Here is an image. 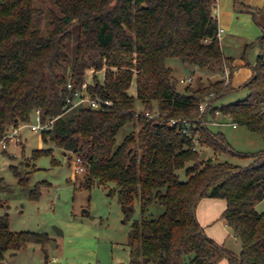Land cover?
<instances>
[{"label":"trees","instance_id":"1","mask_svg":"<svg viewBox=\"0 0 264 264\" xmlns=\"http://www.w3.org/2000/svg\"><path fill=\"white\" fill-rule=\"evenodd\" d=\"M216 3L0 0V140L10 126L31 122L36 111L42 123L53 120L40 135L42 143L69 153L68 162L81 158L86 189L96 186L116 194L122 222H130L129 264H219L222 259L228 264H264V208L257 209L264 201V149L235 152L222 133L201 123L215 120L218 111L264 141V8L248 10L261 29V53L251 77L238 88L247 95L217 105L237 89L230 85L234 68L218 38ZM42 17H48L46 32L37 26ZM169 59L212 74L227 69L228 81L199 77L196 86L179 90ZM89 70L103 71V78L92 75L86 93L111 105L71 108L69 99L86 83ZM133 83L135 95L129 93ZM202 103L207 104L203 112ZM171 119L199 122L186 136L169 127ZM195 138L203 150H191ZM206 149L250 162L237 166L201 158ZM40 156H50L52 165L59 163L53 148L32 152L33 158ZM183 169L184 182L177 175ZM11 170L24 184L15 166ZM37 186L30 191L31 199L38 198ZM204 197L225 201L221 219L241 244L238 255L208 237L198 223L196 208ZM135 201L140 217L132 220ZM157 208L161 212L155 217ZM49 241L44 234L12 231L7 217H0V264H5L7 252Z\"/></svg>","mask_w":264,"mask_h":264},{"label":"rangeland","instance_id":"2","mask_svg":"<svg viewBox=\"0 0 264 264\" xmlns=\"http://www.w3.org/2000/svg\"><path fill=\"white\" fill-rule=\"evenodd\" d=\"M234 3V0H233ZM235 3V5H238ZM219 7L216 5V8ZM214 14L216 16L217 9ZM261 8H264V1ZM260 8V9H261ZM246 12L235 9V16H240L241 22L237 26L221 36L230 34L229 41L224 45V52L234 68L233 73L238 71V80L230 79L232 88L237 89L229 95L220 99L216 104H229L243 99L247 95L245 89H238L249 78L244 79V75L251 72V67L255 64L257 56L261 53V48L257 44L261 36V29L253 19L246 7ZM48 17L37 20V26L43 32L49 28ZM247 20V21H246ZM247 46V48H246ZM167 65L173 68V77L177 80V88L182 90L185 85L179 80L188 73L192 74L193 82L200 77L202 80L214 81L223 79L222 73L215 74L207 72L205 69H198L182 64L175 59H169ZM100 80L103 78V71L94 73L89 70L86 82H92V75ZM232 80V82H231ZM239 84V85H238ZM131 95H135V85L129 89ZM156 110V105H154ZM142 108L138 106V110ZM217 120L222 123L220 126L210 127L214 132L224 135L226 141L233 151L239 153H255L264 149V141L261 136L251 132L244 125H237L236 128L227 122H222L221 114ZM140 126H137L136 130ZM130 129V128H129ZM132 129V127H131ZM126 127L118 136L116 143H120ZM21 144L10 143L6 151L0 149V217L6 216L9 228L12 231H29L47 235L50 239L48 243H29L21 250L5 254V264H129V249L127 246V236L130 222H122L123 215L117 201L116 194L108 195L109 189L93 187L86 189L82 183L84 173L75 174L73 172V161L68 162L69 153H65L51 144H40V134L31 132L24 128L20 132ZM53 148V156L59 161L52 165L50 156L32 157V152L36 149ZM200 150H203L200 148ZM206 156L212 157L214 162H227L231 165L245 166L250 159L241 158L230 153L213 154L210 149H206ZM191 164V163H190ZM189 164V165H190ZM11 166L25 178L24 184L19 183ZM179 180H187L185 170L177 171ZM38 185V186H37ZM38 187V198L31 199L30 191ZM113 185H109V188ZM201 202L199 208H205V214H209L211 206H204L212 199L206 198ZM221 207H217L216 214L223 206L222 200H215ZM264 208V201L257 206L258 210ZM210 209V210H209ZM134 216L132 220L139 219V203L135 201ZM162 210V209H161ZM160 208L154 210V215L160 213ZM201 212V211H200ZM221 221H223L221 219ZM216 221L208 225L209 231H214L217 236L222 234L223 223ZM54 227L59 228L63 235H57ZM224 228V229H223ZM218 244L224 246L230 252L238 255L241 250L240 242L234 236L224 233ZM219 264H228L226 259L219 261Z\"/></svg>","mask_w":264,"mask_h":264},{"label":"built area","instance_id":"3","mask_svg":"<svg viewBox=\"0 0 264 264\" xmlns=\"http://www.w3.org/2000/svg\"><path fill=\"white\" fill-rule=\"evenodd\" d=\"M221 29H218V34L221 33ZM223 79L228 81L229 78V71L227 69H224L223 72ZM179 82L183 85H189L193 82V77L192 76H187L184 78H181L179 80ZM86 86H87V82L84 83L82 85L81 89H76L74 91L73 94V99L69 101L71 102V108L72 107H76L79 105H85V106H89L93 109H100L103 108L104 106H109L111 105V101L108 100H102L99 98H95L92 99L88 96V94L86 93ZM68 88H71V84H68ZM207 104L206 103H202L199 105V109L201 112H203L206 108ZM40 111H36V113L33 116V119L31 122H23V123H19L17 125H13L10 126L6 132V134L3 136V138L0 140V146L2 149H6L7 145L9 143H17L18 138L20 137V132L22 129L26 128L28 130H30L31 132H35V133H39L41 135V133L48 129L49 127H51L53 120H49L45 123L41 122L40 119V115H39ZM216 115L219 114L218 111L215 112ZM148 117L153 118V117H158V115H154V114H147ZM198 119H195L194 121H188L187 119H171L168 123L169 127H175L178 130L181 131L182 134L186 135V136H191V128H195V126L198 124ZM202 124H208L211 125L212 124V120H207V121H201ZM231 126L236 127V124L234 123H230ZM191 150L193 151H197L200 150L199 146H198V138H195V143L194 145L191 147ZM73 172L75 174H82L85 172V166L83 164V161L81 160V158L76 157L74 158L73 161Z\"/></svg>","mask_w":264,"mask_h":264},{"label":"crops","instance_id":"4","mask_svg":"<svg viewBox=\"0 0 264 264\" xmlns=\"http://www.w3.org/2000/svg\"><path fill=\"white\" fill-rule=\"evenodd\" d=\"M239 1V4L238 5H235V2L233 3V0H217V3L216 5L218 6V2H219V7L216 8L217 9V12H216V18H217V22H218V28L221 29V33L218 34V38H219V41H220V34H224L226 33V31H229L230 33V30H233L236 26H237V23L238 22H241L243 20H241L240 16L236 17L235 16V9L240 11V12H246V7L248 8H253V9H260L263 5V1L264 0H238ZM247 21V20H246ZM230 38V34H227V35H224V36H221V42H220V45H221V49H222V52L223 54H226L224 52V45H226V42H228ZM225 57H229V56H226L224 55ZM192 74L188 73L186 76L184 77H187V76H191ZM222 76L224 77V75L222 74ZM251 76V73L248 72L244 75V79L246 78H249ZM184 77H181V78H184ZM234 80H238V71L236 70L234 73H232V76H231ZM231 79V78H230ZM232 82V80H231ZM239 85V84H238ZM220 115V114H218ZM218 115L216 116V119L215 120H212V124L210 125V127H215V126H220L222 123L220 122V120H217L218 118ZM223 118V116H222ZM225 120H223L222 122H227V123H231L230 119L227 118V117H224ZM237 127V125H236ZM236 127H233L232 128H236ZM21 136L18 138V141L16 144H21ZM10 144V143H9ZM42 144V140H41V137H40V144H39V148H41V145ZM0 149L3 150V151H6V149H2L1 146H0ZM203 199L205 200V198H202L201 200L203 201ZM199 201L198 205L200 206L201 202L202 201ZM215 200H222V199H210L208 200L204 206H209V205H212L211 206V210L213 209V211H211L209 214H205V208L202 207L199 208V206L197 205V208H196V218H197V221L198 223L203 227L206 235L208 237H210L211 239H213L215 242H219L222 235H223V232L225 233H228L231 235L229 229L227 228L225 222L223 223V221H221V214L222 212L224 211L225 209V201H223V206L221 208V210L219 211L218 214H216V208L217 207H221V205L219 203H216L217 201ZM210 210V209H209ZM201 211V212H200ZM221 221L224 225V229L222 231V234L217 236L215 234L214 231H209L207 230V226L208 225H211L213 223H215L216 221ZM235 238V237H234Z\"/></svg>","mask_w":264,"mask_h":264},{"label":"water","instance_id":"5","mask_svg":"<svg viewBox=\"0 0 264 264\" xmlns=\"http://www.w3.org/2000/svg\"><path fill=\"white\" fill-rule=\"evenodd\" d=\"M206 156V153L205 152H203L202 154H201V158H204ZM54 230H55V232H56V234L57 235H60V236H62L63 235V233H62V231L59 229V228H57V227H54Z\"/></svg>","mask_w":264,"mask_h":264}]
</instances>
